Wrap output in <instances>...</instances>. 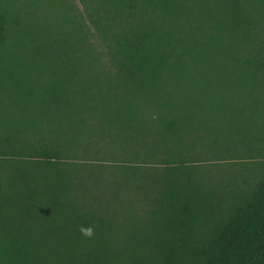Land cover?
<instances>
[{"label":"trees","instance_id":"1","mask_svg":"<svg viewBox=\"0 0 264 264\" xmlns=\"http://www.w3.org/2000/svg\"><path fill=\"white\" fill-rule=\"evenodd\" d=\"M80 1L0 9V264H264V0Z\"/></svg>","mask_w":264,"mask_h":264},{"label":"rangeland","instance_id":"2","mask_svg":"<svg viewBox=\"0 0 264 264\" xmlns=\"http://www.w3.org/2000/svg\"><path fill=\"white\" fill-rule=\"evenodd\" d=\"M49 7L57 10V16L54 17L57 23L70 27L73 24L76 26L83 25V20L80 18L83 5L80 0H0L1 10L7 9L16 14H27L29 11H37L38 13L41 10L43 12L49 11ZM47 13L50 14V12ZM107 139L104 138L98 143H108Z\"/></svg>","mask_w":264,"mask_h":264},{"label":"clouds","instance_id":"3","mask_svg":"<svg viewBox=\"0 0 264 264\" xmlns=\"http://www.w3.org/2000/svg\"><path fill=\"white\" fill-rule=\"evenodd\" d=\"M81 232L84 234V235H87V236H90L91 235V229H81Z\"/></svg>","mask_w":264,"mask_h":264}]
</instances>
